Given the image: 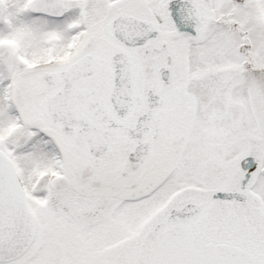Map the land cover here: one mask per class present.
<instances>
[{
  "label": "snow or ice",
  "instance_id": "obj_1",
  "mask_svg": "<svg viewBox=\"0 0 264 264\" xmlns=\"http://www.w3.org/2000/svg\"><path fill=\"white\" fill-rule=\"evenodd\" d=\"M0 264H264V0H0Z\"/></svg>",
  "mask_w": 264,
  "mask_h": 264
}]
</instances>
